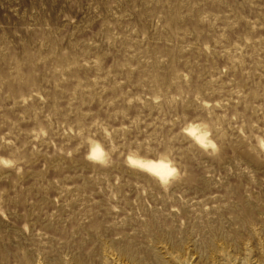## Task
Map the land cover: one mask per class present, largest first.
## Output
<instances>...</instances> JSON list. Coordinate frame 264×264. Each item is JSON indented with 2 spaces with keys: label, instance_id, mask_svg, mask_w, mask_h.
<instances>
[{
  "label": "rangeland",
  "instance_id": "rangeland-1",
  "mask_svg": "<svg viewBox=\"0 0 264 264\" xmlns=\"http://www.w3.org/2000/svg\"><path fill=\"white\" fill-rule=\"evenodd\" d=\"M261 140L264 0H0V264H264Z\"/></svg>",
  "mask_w": 264,
  "mask_h": 264
},
{
  "label": "clouds",
  "instance_id": "clouds-1",
  "mask_svg": "<svg viewBox=\"0 0 264 264\" xmlns=\"http://www.w3.org/2000/svg\"><path fill=\"white\" fill-rule=\"evenodd\" d=\"M200 128L202 134L196 137V141L203 149L212 147V141L207 139L210 136V132L207 129L206 124L197 125ZM182 132L191 133L192 127L186 126L181 129ZM90 151L87 158L93 162L100 164L101 166H107L110 162L108 152L99 145L98 142L89 141ZM261 147H264V140L260 141ZM125 163L128 167L137 168L153 179H155L162 188L167 189L175 180L178 179V169L175 166V162L167 155L160 154L155 160H144L135 151H132L126 157ZM15 164L14 161L0 157V167L10 168Z\"/></svg>",
  "mask_w": 264,
  "mask_h": 264
},
{
  "label": "bare ground",
  "instance_id": "bare-ground-1",
  "mask_svg": "<svg viewBox=\"0 0 264 264\" xmlns=\"http://www.w3.org/2000/svg\"><path fill=\"white\" fill-rule=\"evenodd\" d=\"M191 134L195 136V138L197 137V135H195L194 133V129L192 128Z\"/></svg>",
  "mask_w": 264,
  "mask_h": 264
}]
</instances>
